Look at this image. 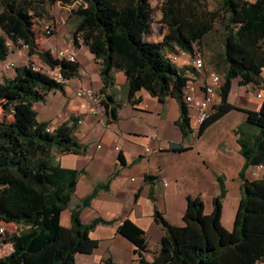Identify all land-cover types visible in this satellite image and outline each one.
Masks as SVG:
<instances>
[{
	"label": "trees",
	"instance_id": "trees-1",
	"mask_svg": "<svg viewBox=\"0 0 264 264\" xmlns=\"http://www.w3.org/2000/svg\"><path fill=\"white\" fill-rule=\"evenodd\" d=\"M74 1L0 0V60L8 58L11 44L18 48L27 45L30 57L37 55L49 66L60 68L67 81L80 77L81 64L41 48L35 30V17L46 3ZM212 1L213 8L209 0H162L160 20L166 33L160 41L143 37L145 27L154 25L151 0H80L73 9V43L78 46L82 41L100 64V94L109 118L117 119L119 104L107 89L115 83V72L123 71L132 104L140 101L136 93L143 88L161 103L169 96L177 99V124L186 138L193 132L185 99L187 69L172 63L166 49L195 54L217 30L222 36L220 101L198 136L234 109L246 113L245 121L235 129L245 162L239 171L241 198L234 228L228 230L222 223L227 190L219 177L220 191L213 197L211 212L206 213L200 195L187 196L182 225L171 223L155 210V219L165 233L153 260L143 256L148 247L145 231L129 218L121 222L118 232L137 246L140 264L264 263V175L247 176L250 167H264V99L260 110L238 108L229 101L234 80L240 86L253 84L264 89V0ZM34 62L16 65L12 78L0 80V106L4 109L0 119V222L18 225L17 231L1 234L0 248L10 242L12 251L0 257V264H77L78 254H91L98 247L91 230L113 221L97 217L83 223L81 219L83 209L102 188L99 185L71 207L69 226L61 222L62 212L77 196L78 179L84 171L63 167L55 152L81 153L88 147L74 135L77 121L67 120L48 130L51 120H39L34 104L53 91L65 94L67 82H57L34 69ZM189 148L183 142L170 146L177 152ZM119 158L124 161L122 154Z\"/></svg>",
	"mask_w": 264,
	"mask_h": 264
},
{
	"label": "crops",
	"instance_id": "crops-1",
	"mask_svg": "<svg viewBox=\"0 0 264 264\" xmlns=\"http://www.w3.org/2000/svg\"><path fill=\"white\" fill-rule=\"evenodd\" d=\"M211 2L212 0H209V7L213 8ZM56 44L58 48L65 47L72 50L76 54L77 61L81 64V70L86 72L85 75L68 81L64 95L68 97V121H77L74 135L80 143L88 147L86 152L60 154L57 159L63 167L84 171L79 176L76 188V194L80 197H85L96 186L102 185L90 206L83 209L81 213L83 223H89L97 217L113 221L112 223L97 224L91 230L90 236L98 241V247L91 254H82L83 262L80 264H140V256L136 252L137 246L118 232L119 225L126 218L134 221L145 231L148 247L147 251L143 252V256L147 260H153L154 255L160 249L161 238L165 233L155 219V210L161 211L171 223L180 225L179 220L170 216L171 204H180V218L183 220L187 206L185 198L187 200L188 195L202 197L200 193L186 192L182 194L183 192L180 193L176 189L171 190L168 188L170 184L166 177L174 179L177 186V174L173 176L171 173H175L179 166H184L182 161H175L178 158L177 154L183 156L194 153L203 158L207 157L199 145L204 140L208 128L198 137L196 131H199L200 127L196 128L193 125V120H195L193 109L202 96L200 88L205 75H201L194 81L195 99L191 104L193 109L190 113L193 132L186 138L183 137L182 130L177 124L180 117V105L177 99L169 96L165 103H161L157 97L152 96L148 90L143 88L136 93V98H139L140 101L132 104L127 98L126 75L123 71L115 72V83L107 89V93L111 94L119 104L117 119L113 120L106 114L104 120L101 121L88 115L85 100L75 95V90L78 87L90 85H93L100 94L102 81L98 60L82 41L78 46L74 45L73 41L67 42L66 39L56 41ZM51 50L54 53V50ZM171 52L172 50L166 49L167 55ZM19 58H21L19 54L11 52L6 60H0V80L12 78L15 75V69L6 70L4 64L7 61L19 60ZM26 63L24 61L16 65L20 66ZM176 65L187 69V77L194 73L185 59L180 60ZM72 81L73 83H71ZM252 85L239 86L248 92ZM255 88L258 91L256 98L259 101L257 103L246 101L238 107L260 110L264 99V89ZM258 93H262L263 97L258 98ZM100 95L103 96V94ZM216 95L218 101L214 99V104L220 101L219 90ZM234 111L243 114L241 121L244 122L246 113L241 109H234L209 127L227 118ZM79 119L81 122H78ZM54 122L51 120V125ZM238 125L233 128L234 133ZM235 138L237 141L236 134ZM181 142L190 148L182 152L170 150L172 143ZM116 146H119L120 149H116ZM194 147L195 149H193ZM147 148L150 150L148 151ZM234 148L238 153H241L240 145L239 147L234 146ZM120 154L123 155V162L119 158ZM187 156L194 158L191 155ZM238 162H240L238 169L242 168L245 162L244 157ZM261 174L264 175L263 172ZM216 194L214 193L210 197L208 204L204 201L206 213L212 211V200ZM13 225L18 228L15 223L6 224L7 228ZM0 226H2V222H0ZM2 238L0 235V240ZM7 246H9L8 252ZM11 251L12 244L10 242L3 243L0 248V257ZM77 264L79 263L77 262Z\"/></svg>",
	"mask_w": 264,
	"mask_h": 264
},
{
	"label": "rangeland",
	"instance_id": "rangeland-1",
	"mask_svg": "<svg viewBox=\"0 0 264 264\" xmlns=\"http://www.w3.org/2000/svg\"><path fill=\"white\" fill-rule=\"evenodd\" d=\"M80 0H75L73 4H64L62 2H57L55 4L44 5V8L39 11L40 16L35 17V30L37 32L38 42L41 48H48L54 50V55H56L57 50L65 47H57L56 41L66 39V41H73V30L76 25V17L74 15V10L79 5ZM154 7V14L151 22L154 25L150 27H145L147 33L145 34V41H160L163 39L166 33V27L160 20L161 12L160 5L162 0H151ZM214 6V2H211ZM52 24L54 26V34L49 36L44 32L47 25ZM144 28V27H143ZM142 28V29H143ZM150 28V29H149ZM145 30V31H146ZM3 31L0 29V34ZM221 31L217 30L211 33L204 40L203 45L198 48L197 54H200L204 61L207 71H214L223 76V60H222V40ZM11 52L19 54L21 58L19 60H13L16 64L26 61H36V63L41 62L37 55L30 57L28 55V48L16 47L11 44ZM49 48V49H50ZM21 49V51H20ZM3 72V70H1ZM73 83V81L71 82ZM68 84V82H67ZM95 89L93 85H90ZM257 89L254 85L250 86L248 92L245 88L240 87L237 80L234 81V85L230 94V102L236 107L243 103L248 102H258L256 98ZM215 100L218 97L214 94ZM68 97H66L60 91L50 92L46 100L39 101L34 104L35 110L38 112V118L40 120H54L55 122L52 126H56L62 122L68 120ZM67 104V105H66ZM240 108V107H238ZM62 115V116H60ZM242 113L239 111H234L227 118L220 120V122L208 127L207 134L204 140L199 146L204 150L207 157L203 158L198 154H177L178 158L175 161H182L184 166H179L175 173L177 174V186L174 179L166 177L167 182H169L168 188L171 190L176 189L180 193L184 194L186 192L191 194H201L205 203H209L210 197L214 193L220 191V183L218 181L219 177L224 180V185L227 190L223 201V215L222 223L228 229L232 230L234 228L236 212L238 204L241 198L240 190V179L239 170L242 169L238 161L242 159V154L238 153L234 146L239 147L238 142L235 140L234 127L237 124H241ZM4 116V109L0 106V119ZM10 117V116H9ZM243 123V122H242ZM193 125L199 128V125L193 120ZM238 125V126H239ZM243 129L244 126H241ZM255 127V126H254ZM237 128V127H236ZM198 134V131H196ZM195 149V147L193 148ZM56 157L60 156L59 153L55 152ZM194 158H189V156ZM250 167L247 171V176L249 178H256L264 173V167L260 166ZM176 192V191H175ZM79 195L74 197L70 203V207L62 212L61 222L64 226H69L71 224V207H74L78 200ZM180 198V194H179ZM170 201L172 199H169ZM187 202L185 198V203ZM184 203V202H183ZM170 216L175 220H179L180 225L184 224L182 218H180V204L172 203L170 206ZM179 218V219H176ZM8 222L2 221V226L6 232H15L18 228L13 225L7 228L6 224ZM9 224V223H8ZM9 229V230H8ZM1 235V234H0ZM2 236V235H1ZM9 251V246H7V252ZM254 261L258 262L257 259ZM77 262L80 264L83 262L82 254L77 257ZM259 264H264L259 262Z\"/></svg>",
	"mask_w": 264,
	"mask_h": 264
},
{
	"label": "built area",
	"instance_id": "built-area-1",
	"mask_svg": "<svg viewBox=\"0 0 264 264\" xmlns=\"http://www.w3.org/2000/svg\"><path fill=\"white\" fill-rule=\"evenodd\" d=\"M46 34H53L54 33V26L52 24L47 25L44 29ZM23 48H28L27 45H23ZM56 56L61 59H67L69 61H77L76 54L69 50L68 48H62L57 50ZM170 61L174 64H178L180 60L185 59L188 66H191L194 73L188 77L185 86V99L190 107V113L192 111L191 104L195 99V92H194V81L200 77L201 75H205V79L203 81L201 92L202 96L197 101L195 108L193 109L195 115V121L201 127V125L212 115L214 112V94L217 93L221 84H222V76L214 71H207L205 66V61L203 57L197 53L192 54L186 50L178 49L177 52H171L168 54ZM5 69H14L16 67V63L14 61H7L4 64ZM33 68L36 70H41L44 73L48 74L54 80L60 83L68 82L64 77L63 73L61 72L60 68L56 67L53 68L44 62L36 61L33 63ZM81 75H85L86 72L80 70ZM75 95L85 100L86 105L88 107V115L91 117L97 118L99 120H104L106 115V108L102 102V96L91 86L84 87L80 86L75 90ZM258 98H262V93H258ZM62 116V115H60ZM81 122V119L78 120ZM53 128L50 125L47 129L51 130ZM198 136V134H197ZM199 137V136H198ZM116 149H120L119 146H116ZM149 151L150 148H147ZM5 229L3 226H0V234H3Z\"/></svg>",
	"mask_w": 264,
	"mask_h": 264
}]
</instances>
